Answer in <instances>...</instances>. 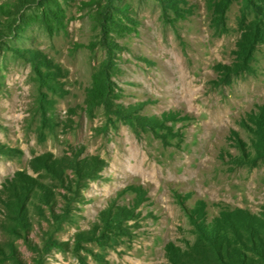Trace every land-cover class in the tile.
I'll list each match as a JSON object with an SVG mask.
<instances>
[{
	"label": "rangeland",
	"instance_id": "rangeland-1",
	"mask_svg": "<svg viewBox=\"0 0 264 264\" xmlns=\"http://www.w3.org/2000/svg\"><path fill=\"white\" fill-rule=\"evenodd\" d=\"M164 1L0 0V264H264V0Z\"/></svg>",
	"mask_w": 264,
	"mask_h": 264
},
{
	"label": "trees",
	"instance_id": "trees-1",
	"mask_svg": "<svg viewBox=\"0 0 264 264\" xmlns=\"http://www.w3.org/2000/svg\"><path fill=\"white\" fill-rule=\"evenodd\" d=\"M164 2H168L170 4L171 3V0H165ZM163 6H166V5L163 4ZM102 18H104V20H105V21H102V22L104 24H107V26H110L111 28L122 29V27L115 22V20L113 19V17H111V16H108V17L103 16ZM112 30H114V29H112ZM105 64H106V62H105ZM99 83L100 82H99L98 76L95 75L94 76V81H93V88H98L100 86ZM168 261L170 262L171 259L168 258Z\"/></svg>",
	"mask_w": 264,
	"mask_h": 264
}]
</instances>
